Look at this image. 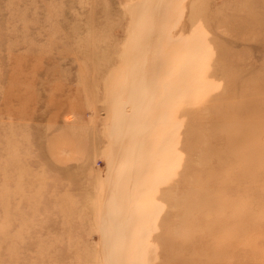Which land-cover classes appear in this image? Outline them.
<instances>
[{"label": "rangeland", "instance_id": "374dc122", "mask_svg": "<svg viewBox=\"0 0 264 264\" xmlns=\"http://www.w3.org/2000/svg\"><path fill=\"white\" fill-rule=\"evenodd\" d=\"M0 264H264V0H0Z\"/></svg>", "mask_w": 264, "mask_h": 264}]
</instances>
